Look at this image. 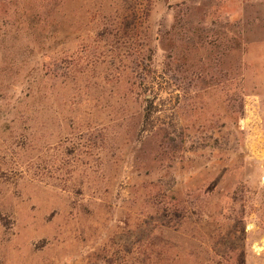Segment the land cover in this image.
Returning <instances> with one entry per match:
<instances>
[{
    "label": "rangeland",
    "instance_id": "obj_1",
    "mask_svg": "<svg viewBox=\"0 0 264 264\" xmlns=\"http://www.w3.org/2000/svg\"><path fill=\"white\" fill-rule=\"evenodd\" d=\"M0 264H264V0H0Z\"/></svg>",
    "mask_w": 264,
    "mask_h": 264
}]
</instances>
